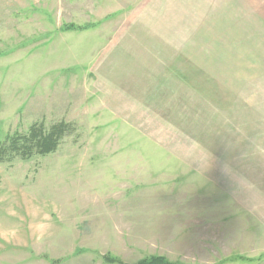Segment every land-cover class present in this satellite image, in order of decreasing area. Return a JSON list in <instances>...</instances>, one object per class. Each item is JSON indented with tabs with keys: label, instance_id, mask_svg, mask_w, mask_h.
I'll return each instance as SVG.
<instances>
[{
	"label": "rangeland",
	"instance_id": "rangeland-1",
	"mask_svg": "<svg viewBox=\"0 0 264 264\" xmlns=\"http://www.w3.org/2000/svg\"><path fill=\"white\" fill-rule=\"evenodd\" d=\"M183 7L0 0V264H264V42Z\"/></svg>",
	"mask_w": 264,
	"mask_h": 264
},
{
	"label": "crops",
	"instance_id": "crops-1",
	"mask_svg": "<svg viewBox=\"0 0 264 264\" xmlns=\"http://www.w3.org/2000/svg\"><path fill=\"white\" fill-rule=\"evenodd\" d=\"M167 3L182 5L189 17H198L203 33L220 34L223 40L230 41H235L237 34L242 44L250 42L252 47L257 41L264 42V0H167Z\"/></svg>",
	"mask_w": 264,
	"mask_h": 264
},
{
	"label": "trees",
	"instance_id": "trees-1",
	"mask_svg": "<svg viewBox=\"0 0 264 264\" xmlns=\"http://www.w3.org/2000/svg\"><path fill=\"white\" fill-rule=\"evenodd\" d=\"M63 134V132L61 131ZM61 134L57 133V131H54L49 134L48 137H46V140H44L40 144H35L36 151L34 152V149H28L22 152V155H24L27 158L32 157L33 155L37 154L40 156H47L52 153H54L57 149L58 142L60 141ZM11 148L13 149V144H11ZM103 260L105 261V264H122V262L117 259L113 258L111 255H105L103 256ZM137 264H177V263H170L167 259L163 257H149L146 259L141 260Z\"/></svg>",
	"mask_w": 264,
	"mask_h": 264
}]
</instances>
